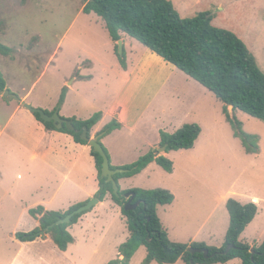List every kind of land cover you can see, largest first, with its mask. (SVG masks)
<instances>
[{"label":"rangeland","instance_id":"rangeland-1","mask_svg":"<svg viewBox=\"0 0 264 264\" xmlns=\"http://www.w3.org/2000/svg\"><path fill=\"white\" fill-rule=\"evenodd\" d=\"M176 2L183 17L209 11L215 25L237 32L264 71V0ZM83 5V0H0V43L12 48L7 54L0 51V72L9 83L10 93L21 98L31 91L29 104L41 109L37 106L45 105L51 110L54 104L58 106L66 80V95L69 83L73 84L72 101H78L79 93H84L98 103H108L120 90L132 92L129 121L118 143L121 151L125 150L126 165L152 150L162 131L173 133L185 124L197 123L201 132L193 148L173 150L167 156L159 146L160 153L174 162L173 172L156 164L158 168L140 182L146 189L164 188L174 195L172 205L158 209L171 242L223 247L229 227L226 202L234 198L242 204L257 203V215L240 241L252 249L259 247L264 241V121L229 108L246 131L260 136V153L247 152L234 135L223 102L134 38L129 40L131 47H124L130 69L129 74L125 73L127 68L122 66L115 43L112 49L103 19L96 13L83 12ZM89 78L94 79L87 82ZM127 78L131 83L126 82ZM9 105L14 106V99L8 102L0 98V132L10 118ZM7 138L8 132L0 139V149ZM9 157L2 154V163ZM4 175L0 178V253L4 260L14 254V264H76V259L65 255L48 234L40 236L50 237L49 244L40 241L24 248L14 241V193L4 191L14 185V173ZM254 197L258 200H251ZM104 214L102 231L84 237L78 234V249L93 254L80 259L79 264H107L119 257L122 263L118 250L130 235L127 223L120 214ZM31 215L24 217L20 230L34 226ZM146 255V248H139L131 264H142ZM175 264L187 263L180 259ZM212 264L241 261L235 258Z\"/></svg>","mask_w":264,"mask_h":264},{"label":"trees","instance_id":"trees-1","mask_svg":"<svg viewBox=\"0 0 264 264\" xmlns=\"http://www.w3.org/2000/svg\"><path fill=\"white\" fill-rule=\"evenodd\" d=\"M83 12L96 13L106 25L115 50L120 57L124 68H127L126 50L120 54L118 41L123 33L145 45L148 49L160 55L164 60L171 62L187 75L194 78L211 90L223 102V112L230 122L234 135L239 138L249 153H260V136L244 129L243 122L230 112L242 110L251 116L264 121V71L260 68L256 57L249 49L244 39L231 29L219 27L213 23V14L203 11L193 17H183L171 0H83ZM11 47L0 43V51L9 53ZM7 89V82L0 72V94ZM67 87L62 95L56 110L60 109L66 99ZM52 114L53 112H48ZM49 130H59L71 134L75 141L89 145V140L83 139L81 134L84 126L88 127V136L91 138V129L101 119V112L95 113L88 119L71 118L76 129L69 130L66 126L57 128L53 121H45L39 112H34ZM121 124L114 119L99 133L101 138L111 133ZM201 132L197 123L185 124L173 133L162 131L160 146H166V152L173 150L191 149ZM102 143V142H101ZM109 155L108 150L102 143ZM91 147L96 167L98 169L99 190L96 193L100 201H104L110 193L112 199L121 206L122 215L129 230L128 239L119 246L120 257L107 264H131V261L141 247L147 251L142 264L156 261L160 264H175L183 259L187 264L226 263L238 258L241 264H264V241L259 247H252L240 241V236L246 227L255 219L258 205L255 202L242 204L234 198H229L226 207L229 213V227L223 247H209L202 243H173L164 229L158 215L160 205H170L174 195L164 188L122 190L120 196L114 193L112 182L102 177L103 157ZM152 162H156L168 172H173L174 162L160 153L158 148L150 150L137 161L124 165L114 166L112 169L122 168L123 172L115 174L118 181L123 177H131L141 173ZM127 192L136 195L133 203L141 201L135 209L125 208L124 198ZM80 202L66 211L45 210L38 206L30 213L40 221V226L29 232L18 231L16 237L21 241H34L40 237L39 232L68 213L85 204ZM88 211L73 216L69 223L54 225L47 230L57 247L66 251L74 236L68 228L76 223ZM228 246H231L228 251ZM189 247H203L209 249V257L204 253L192 254ZM252 250L254 252H252Z\"/></svg>","mask_w":264,"mask_h":264},{"label":"crops","instance_id":"crops-1","mask_svg":"<svg viewBox=\"0 0 264 264\" xmlns=\"http://www.w3.org/2000/svg\"><path fill=\"white\" fill-rule=\"evenodd\" d=\"M171 1L176 3H174L175 6L177 5L176 0ZM130 38V36L123 33L122 40L126 49L127 47H131ZM110 43H112V49L114 50L112 39ZM124 71L129 74V67ZM93 79L89 78L86 81L92 82ZM130 81V78L126 79V82ZM64 83L66 85L67 80ZM65 85L62 86V90ZM72 85L69 83L65 102L60 109L56 110V104L52 106L51 110L45 105L37 107L44 108L47 113L58 111L66 119L76 118L85 120L95 113L101 112V119L90 131L91 138L98 136V133L107 124L116 119L121 124L120 128L104 135L101 138V142L109 152L112 165H126L125 159L127 157L125 156V150L121 151L118 143H121V132L126 126L127 121H129L133 93L120 90L108 103L99 102L100 104L93 96L79 93L81 95L77 96L78 101H72ZM8 88H10L9 83H7ZM31 94V91H29L24 96H20V100L16 101L14 99V106L9 105L11 115L0 132V139L8 132V138L2 143V149H0V178H5L4 173H14V185L5 187L4 191L6 193L10 192V194L14 193L13 199L16 206L14 210V241L22 247H26L27 244L31 243L35 245L40 241L43 242L42 244H49L51 242L50 237L43 238V236H40L34 241H21L16 237L18 231L29 232L40 226V221L31 215V209L43 206L45 210L66 211L75 204L95 197L99 190L98 169L94 156L91 153L90 145L76 142L74 137L69 133L59 130H49L36 117L34 111L24 105V102H27ZM3 95L4 93L0 94V98L9 102ZM81 98L84 100V103L80 102ZM83 107L86 109V112L83 110ZM130 128L131 130L134 129L133 126ZM160 142L161 139L154 143L152 145L153 149H159ZM4 153L9 154L10 157L3 164L1 157ZM168 153H166L167 156H169ZM156 164V162H152L141 173L131 177L120 178L118 180L120 188L122 190H131L139 187L148 188L144 183L140 182V179H148L151 170L158 168ZM251 200L257 201L258 199L254 197ZM17 207L20 209L19 213ZM161 207L162 205L158 209ZM105 211L113 215L120 214L125 221L121 212V206L112 199L109 193L104 201H99L95 207L88 210L76 223L68 228L74 236V242L69 245L66 251H61L65 255L71 254L73 260L76 259V264H79L80 259L89 258L93 255L91 252L78 249V234L79 236L81 235L80 237H84L97 231H102L101 222H103ZM26 215H31L33 220H35V224L30 229L20 230L19 226ZM46 234L48 233L46 232ZM192 241H194L193 238L191 239ZM4 257L3 253H0V264H14V254L9 260H4ZM81 263L84 262L82 261Z\"/></svg>","mask_w":264,"mask_h":264},{"label":"water","instance_id":"water-1","mask_svg":"<svg viewBox=\"0 0 264 264\" xmlns=\"http://www.w3.org/2000/svg\"><path fill=\"white\" fill-rule=\"evenodd\" d=\"M118 45H119V47H118L119 52L122 54L124 51V42L122 39L118 41ZM4 98L6 100H12V99L20 100V98H18V96L11 94L10 90H8V89H6L4 92ZM24 105L28 109H30L34 112H39L45 121H53L57 128H62L63 126H66L69 130L76 129L73 121L71 119L63 118L59 114L58 111H55L54 113L50 114V113H47L44 109L33 107L29 103L24 102ZM229 108L233 109V105H230ZM88 132H89L88 127L84 126L81 136L83 139L89 140V145L92 146L95 149V151L100 153L101 156L103 157L102 177L107 178V182H112L113 187H114V193L116 195L120 196V186L118 184V181L115 179V174H117L119 172H123L124 169H122V168L112 169L110 157H109L108 153L106 152V150L104 149L102 143L99 141L100 136L98 135L94 138H89ZM160 150L165 151L166 146L160 147ZM135 195L136 194L134 192H127L125 194L124 198H121L122 201H125V199H128V201L125 203V208L127 210L135 209V208H137L138 205H140V203H141L140 200L133 203V199H134ZM99 201L100 200L97 197H93V198L89 199L85 204H82L81 206L76 208L74 211L68 213L64 218L58 219L56 222L50 224L46 229L41 230L39 232L40 235H45L47 230L49 228L53 227L54 225L61 224V223H69L72 220L74 215L83 213V212L88 211V210H91L95 205H97L99 203ZM230 247L231 246H228V249L226 251H228L230 249ZM188 251H190L192 254L204 253V256L206 258L209 257V249H207V248L189 247ZM252 252H254V251L252 250Z\"/></svg>","mask_w":264,"mask_h":264}]
</instances>
